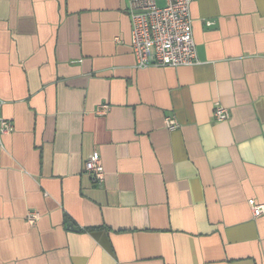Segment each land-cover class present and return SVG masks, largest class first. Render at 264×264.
Segmentation results:
<instances>
[{
    "label": "crops",
    "instance_id": "obj_1",
    "mask_svg": "<svg viewBox=\"0 0 264 264\" xmlns=\"http://www.w3.org/2000/svg\"><path fill=\"white\" fill-rule=\"evenodd\" d=\"M127 2L0 0V264H264V0H193L195 62L145 67Z\"/></svg>",
    "mask_w": 264,
    "mask_h": 264
},
{
    "label": "built area",
    "instance_id": "obj_2",
    "mask_svg": "<svg viewBox=\"0 0 264 264\" xmlns=\"http://www.w3.org/2000/svg\"><path fill=\"white\" fill-rule=\"evenodd\" d=\"M128 0L126 10L131 23L130 47L137 67L145 66H180L195 62L196 50L192 35L190 4L193 0ZM106 104L97 107V113H104ZM217 120L229 117L223 106L213 109ZM168 128H175L176 122L171 117L165 118ZM13 130L10 120L0 118V133ZM84 171L91 181L101 185L105 170L102 159L94 152L84 162ZM252 215L258 217L264 213V204L248 199ZM39 217L35 210L27 212L26 219L34 223Z\"/></svg>",
    "mask_w": 264,
    "mask_h": 264
}]
</instances>
